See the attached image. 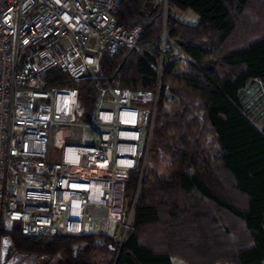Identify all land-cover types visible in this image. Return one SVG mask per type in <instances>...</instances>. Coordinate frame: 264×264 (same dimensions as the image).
<instances>
[{
	"label": "built area",
	"instance_id": "built-area-1",
	"mask_svg": "<svg viewBox=\"0 0 264 264\" xmlns=\"http://www.w3.org/2000/svg\"><path fill=\"white\" fill-rule=\"evenodd\" d=\"M121 1L0 0V240L18 227L24 237L109 239L119 254L139 187L133 198L125 189L147 164L165 66L194 65L164 29L140 43L139 26L128 29L114 18ZM121 47L154 59L153 91L102 77V57ZM54 72L74 82L101 79L93 82L98 95L89 114L76 89L49 85ZM54 126L77 127L90 138L63 143L53 161Z\"/></svg>",
	"mask_w": 264,
	"mask_h": 264
},
{
	"label": "trees",
	"instance_id": "trees-1",
	"mask_svg": "<svg viewBox=\"0 0 264 264\" xmlns=\"http://www.w3.org/2000/svg\"><path fill=\"white\" fill-rule=\"evenodd\" d=\"M256 1L165 0L168 12L191 11L198 17L196 26L178 22L170 15L165 24L168 37L176 40L178 48L194 65L185 66L184 73L177 72V64L165 66L151 147L153 144L155 151L161 148L168 157L167 179L149 173L140 180L139 171L131 174L125 189L128 198H133L140 188L132 225L117 257L103 264H172V254L162 249L160 242L155 245L152 241L144 242L140 234L148 228L165 226L166 216L170 219L166 226H171L180 215H188L191 207L201 203L235 221L242 233L236 242L229 244L222 254L224 258L219 256L217 261L211 257L212 247V253L209 249L202 250L207 244L204 240L207 234L197 228H191L186 234L188 239L182 241L186 249L185 243L195 244L198 256H208L205 258L208 261L202 260V264H264V126L259 131L239 106V93L248 84L255 80L264 84V36L244 46L223 49ZM259 1L264 4V0ZM162 10V2L153 5L151 0H122L113 15L128 29L139 26L142 29L139 42L146 43L157 39L162 32ZM200 33L210 34L211 42H198ZM100 68L106 82H117L122 88L153 91L156 87L155 61L146 53L121 47L114 56H103ZM95 80L101 79L87 75L74 82L61 72L48 77L50 86L76 87L81 95L93 101L98 93L93 87ZM167 80L181 82L199 100L203 126L210 128L218 146L213 161L201 142L198 109L191 97L181 95L178 106L165 109ZM224 185L231 194L225 192ZM180 197L193 202L192 206L181 210ZM238 198L242 200L240 205L236 203ZM192 216L193 224L201 218L198 211ZM1 236L10 239L16 252L26 254L23 260L31 263L36 260L37 264H90L87 255L91 250L116 255V247L109 239L99 238L104 246L96 247L94 237H24L18 227L10 232L2 231Z\"/></svg>",
	"mask_w": 264,
	"mask_h": 264
},
{
	"label": "rangeland",
	"instance_id": "rangeland-1",
	"mask_svg": "<svg viewBox=\"0 0 264 264\" xmlns=\"http://www.w3.org/2000/svg\"><path fill=\"white\" fill-rule=\"evenodd\" d=\"M162 2L163 10H162V19H163V28L165 30L166 40L173 43L175 46H178L175 39H170L168 37V33L166 32L165 24L168 15L173 17L178 22L196 26L198 24V17L192 13L191 11H179L177 9H171L169 12L167 10V6L165 0H151L153 5H157ZM264 36V4L259 0L253 2L249 7V10L246 11L241 26H239L230 40L223 47L224 50L234 49L240 46L247 45L251 41L255 40L258 37ZM157 40V39H155ZM154 40V41H155ZM201 43H210L212 38L210 34L200 33V35L196 39ZM177 72L184 73L187 68L184 66L177 67ZM166 91H165V102L164 107L167 111L171 110L172 107L178 106L180 103L181 95H188L191 97L193 105L198 109L197 116L199 117L198 121V130L202 131L203 136L201 137V142L204 148L209 151V155H211V159L213 161L214 156L218 152V146L215 142V138L208 126H203V121L201 119V111L199 100L196 97H193L191 93L187 92L185 86L175 80H167L165 83ZM73 88L78 91L79 98V106L83 108L87 114L91 112L93 109V100L85 94L81 95L78 88L76 87H66ZM98 95V93H97ZM239 102H240V111L241 113L259 130L261 131L264 126V84L261 81L255 80L252 83L248 84L240 93H239ZM86 121L85 118L79 119L80 123H84ZM90 138L85 132H83L80 128L77 127H68V126H54L51 128L50 136H49V152L51 155V160L57 161L60 156L62 144L66 142L70 143H81ZM153 141V140H152ZM169 165V159L166 156L165 152L162 151L161 148H157V150H153V144L151 147V151L149 152V157L147 160V164L144 170V175L149 173H153L157 175L160 179L166 180L167 175L165 174V168ZM225 177L221 178L223 180ZM226 193L231 194V190L228 189V186H223ZM140 195V188L138 191L137 200ZM179 207L180 209L186 210L188 206H192V203H188L186 199L180 197ZM236 203L239 205L242 203L241 199H236ZM205 204V203H204ZM201 203L198 206H193L190 208V214L193 215L195 211L200 213V219L193 224L194 218L192 215H180L177 221H174L171 226L167 224L170 222L168 216L163 218V222L165 226L163 227H152L145 229L142 231L141 239L144 242H151L152 244H156V242H160L162 249L165 251H169L171 256L172 264H202V260H206L207 257L198 256L196 251V245L190 246L186 245L187 249L183 246L182 241L188 239L187 235L190 233L191 228H197L204 233L207 234L206 245L203 246L204 251L208 249L212 253L211 247L214 249L212 254V259L214 261L218 260L219 256H223L225 250L229 248V244H232L237 241L238 234L242 233V229L235 221L231 220L225 214L220 213L216 208L209 206L207 204L204 205ZM187 212V211H184ZM204 214V216H203ZM167 218L169 220H167ZM194 225V227H193ZM164 235V236H163ZM208 236V237H207ZM165 241V242H164ZM168 241V244L166 243ZM220 253V255H216ZM114 253L107 252L105 250H91L87 255V259L90 264H103L104 262H111L115 258ZM206 258V259H205ZM224 258V256H223ZM18 261L16 264H37L36 260L31 261L27 260ZM189 260V261H188ZM39 264H47L45 262H41ZM217 264H224L219 262Z\"/></svg>",
	"mask_w": 264,
	"mask_h": 264
},
{
	"label": "water",
	"instance_id": "water-1",
	"mask_svg": "<svg viewBox=\"0 0 264 264\" xmlns=\"http://www.w3.org/2000/svg\"><path fill=\"white\" fill-rule=\"evenodd\" d=\"M96 247L104 246V243L101 239L97 238L95 241ZM75 252L78 250L76 246L74 248ZM26 254L16 252L11 244V241L8 237H2L0 240V264H16L22 258H25ZM49 260V259H48Z\"/></svg>",
	"mask_w": 264,
	"mask_h": 264
}]
</instances>
